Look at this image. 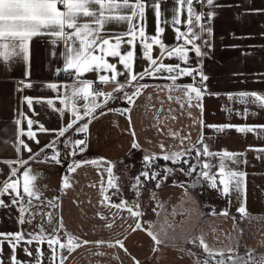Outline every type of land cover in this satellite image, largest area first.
I'll return each instance as SVG.
<instances>
[{
	"label": "crops",
	"instance_id": "1",
	"mask_svg": "<svg viewBox=\"0 0 264 264\" xmlns=\"http://www.w3.org/2000/svg\"><path fill=\"white\" fill-rule=\"evenodd\" d=\"M145 2L151 5L155 0ZM175 7L173 0H160L161 22L165 18L171 20ZM194 7L198 13L205 14L201 23L212 29L211 36L204 33L202 37L209 41L211 47L202 49L208 52L203 58L196 57L195 53L190 51L189 65L181 66L201 67L204 75L208 77L205 83L208 93L212 95H205L203 98L202 116L200 109L188 107L183 90L169 91L172 84L170 80L146 78L140 83L147 84V88L142 89L141 94L135 98L134 105L126 103L122 108L116 109L117 113L109 112L100 116L89 125L87 136L69 130L65 137L59 138L56 147L61 153V164L41 162L45 154L43 152L30 162L31 172L37 177L35 183L43 193L41 197L43 204L41 201H34L40 205L34 210L44 215L37 214L31 224L23 225V230L38 232L43 225L50 233L51 227L46 214L53 213V225L62 217L64 225L60 232L62 242L67 241L65 235L67 233L80 243V246L71 252L63 250L62 255L66 257L63 264H101L102 251L97 253V247H109L108 250H104L111 263L112 252H116L118 247L122 248L117 241L123 242L122 249H126L125 251L128 248L136 261L135 264L137 262L150 264L151 257L155 255L158 257L161 252L164 254L161 260L164 264H196V259H204L206 254L196 244L186 242L188 238L194 236H203L210 249L222 250L226 255L228 250L232 249L233 254L241 257L251 253L255 258H264V158L258 159L257 152L249 150L250 146L252 149L264 148V138H257L253 133H237L234 128L217 133L215 129L203 127L199 122L202 119L204 125H264V109L253 104H242L235 95L240 92L264 95V0H214L213 6L196 4L194 0ZM208 13H214L210 22ZM185 15H182V20ZM146 17V33L155 36L156 17L152 7L146 8ZM109 27L117 31L126 30L125 25L119 28L115 25ZM161 27L165 28L162 34L163 42L168 47L175 46L178 41L172 26L161 23ZM180 28L181 31L186 30L183 25ZM53 39L47 35L34 37L27 61L13 57L6 63L0 62V169L5 173L0 175V181L7 179L6 174L9 172L4 161L17 159L15 146L19 139H25L33 152L57 139L54 133L40 132L38 125H33V131L36 132L39 144L27 140V137L19 136L20 127L27 130L22 114L38 121L45 128L54 130L61 129L71 120L67 110L61 115L47 104L34 103L33 108L38 115H33L24 102L26 96L39 97L53 99L55 108L65 107L56 99L57 92L47 87L49 83L71 85L74 82L62 71L65 64L63 43L54 44ZM136 53L135 70L139 72L147 66V61L142 59L143 47L139 43L136 46ZM158 54L159 49L154 47L153 56ZM107 59L109 62H116V58ZM177 62L176 59L164 60L165 64ZM117 68L123 71L122 65L117 64ZM82 78L100 84L105 93L113 92L116 87L111 82L101 84L96 73H87ZM118 79L123 81L124 77ZM22 81L31 82L32 87H23ZM177 83L189 84L192 80L190 77H183ZM16 85H20V88L17 89ZM229 94H233V99L228 98ZM102 101L103 97H100L98 102ZM84 103L86 102L83 100L78 101L81 111ZM125 108L132 109L129 114L131 125L126 116L118 114L119 110ZM245 108L250 113L247 118H243ZM226 109H231V113ZM237 112L240 115H237ZM17 119L21 120L19 126L15 123ZM130 128L135 131L139 149L132 147L134 137ZM173 133L176 135L173 136ZM201 135L205 137V142L212 151L227 150L246 154L240 159L246 158L247 164L226 163L229 167L247 173L245 178L246 211L249 214L247 217L242 218L237 212L240 204L235 197L229 201L220 192L208 187L207 183L188 187L195 179V173L189 177L176 171L174 175H169L167 181L159 188L155 187V181H147L138 198L134 193L132 186L135 184V177L145 170L143 165L145 155H161V144L168 151H182L199 146ZM185 137L188 138L184 139ZM81 138L87 140L85 150L82 153L78 152L74 157L68 155L71 149L66 148L65 144ZM21 152L23 158L27 160L30 154L23 150ZM46 153L51 156L52 149H46ZM188 158L192 159L191 156ZM73 160L113 162L115 167L112 171L118 177L114 183L120 187L119 194L113 195L116 189L108 187L109 177L105 169L109 164L101 163L99 167L86 164L74 172H69ZM212 162L218 163L216 159ZM155 167L162 172L165 167L179 168V165L161 159L156 162ZM65 176L69 177L71 184L67 189L62 187ZM153 193L156 198H153ZM106 196L111 197V200H106ZM3 199L7 203L10 197L5 196ZM53 199H56L58 207L47 206V201ZM137 199L139 210L144 213L139 218H133L126 209L111 206L120 203L121 200L132 204ZM225 209L228 211L227 216L220 214ZM213 212L216 214L213 215ZM17 216L18 211L15 208H0V232H16ZM138 221L143 229H148L149 224L155 225L151 230L158 233V238L164 241L156 246L155 250L151 251L149 248L150 236L147 231L136 228ZM83 241L89 243L84 244ZM2 247L3 260L5 264H10V246L5 243ZM22 247L16 251L17 259L35 264L36 245L30 246L33 257L26 256ZM40 247L44 252L43 264H50L47 245ZM171 256L172 259L168 261ZM56 264H60L59 257Z\"/></svg>",
	"mask_w": 264,
	"mask_h": 264
},
{
	"label": "snow or ice",
	"instance_id": "2",
	"mask_svg": "<svg viewBox=\"0 0 264 264\" xmlns=\"http://www.w3.org/2000/svg\"><path fill=\"white\" fill-rule=\"evenodd\" d=\"M173 2L176 7L172 10L171 20L165 18L161 22L160 0H155V3L151 5L147 4L145 0H0V62L6 63L13 57H20L27 61L32 39L37 36H51L54 38V44L63 43L65 64L62 71L72 77L74 81L71 85H58L55 83L47 85L49 89L57 92L56 99L65 106L62 109L54 107L53 99L24 97V102L33 115H38L33 108L34 103L47 104L61 115L67 110L71 115V120L61 129L54 130L47 129L42 124H39L38 121L29 118L26 114H22L27 124V130L20 127L19 136L27 137V140L39 144V140L36 139V132L33 131V125H38L40 132L54 133L57 139H53L36 152H33V149L25 139H19L18 144L15 146L17 159L4 161L9 168V172L6 174L7 179L0 181V208L17 209L18 230L8 233L0 232V264H5L2 247L5 243L11 249L10 264H28V262H22L17 259L16 251L22 246L24 254L33 257V251L30 246L36 245L35 264H43L44 252L41 250V245H47V249L50 252V264H56L58 257L60 258V264H63L64 259H66L62 255L63 250L67 249L68 252H71L80 246L77 239L67 233H65L67 241L62 242L60 235V232L64 229L62 217L53 225V213L46 214L48 224L51 227L50 233L43 225L40 226L38 232H25L23 230V225L31 224L37 214L44 215L34 210L40 207L34 201H41V204H43L41 200L43 193L35 183L37 177L31 172L30 162L43 152L45 154L41 162L61 164V153L56 145L59 138L65 137L69 130L87 136L89 125L94 120L109 112L117 113L118 110L107 108L110 100L122 99L130 105H134L135 98L141 94L142 89L147 88V84L139 83L146 78L170 80L172 84L169 86V91L183 90L188 107L200 109L201 116L203 115V98L205 95H212V93H208L205 83L208 77L204 75L201 67L181 65H189L190 51L194 52L198 58L208 55V52L202 49H210L211 45L208 40L202 39V37L204 33L211 36L212 29L201 23L205 14L198 13L195 10L194 0H173ZM195 3L213 6L214 0H195ZM148 7L153 8L156 17L155 36H150L146 33V8ZM182 15H185L183 20L181 19ZM207 15L210 22L214 13H208ZM161 23L172 26L175 38L178 41L175 46L168 47L163 42L162 34L165 28L161 27ZM110 25H115L117 28L125 25L126 30L117 31L110 28ZM181 25L186 28L185 31H181ZM197 41H200V43L198 44ZM137 43L142 45V59L147 61V66L139 72L135 70ZM154 47L159 49V54L155 57L153 56ZM108 57L116 58V62H109ZM165 59H176L178 62L165 64ZM117 64L123 66V71L118 70ZM87 73H96L97 79L101 84L106 85L111 82L116 87L113 92L109 93L96 89L93 80L82 78ZM101 73H110V75ZM118 77H124V80L120 81ZM183 77H190L192 83L178 84L177 81ZM21 83L23 87H32L31 82L25 83L22 81ZM126 88H131L132 91H126ZM60 89L64 91L61 92ZM116 93L120 95L117 96ZM235 95L238 96L242 104H253L260 109H264V95L256 92H240ZM100 97H103L102 102H98ZM228 98L230 100L233 99V94H229ZM169 99H171V96H169ZM81 100L86 102L83 104V111L78 107V101ZM181 106L183 107V104ZM131 110V108H125L119 110L118 113L126 116L129 125H131V116L129 115ZM226 111L231 113L232 110L226 109ZM249 114L248 109L245 108L243 118H247ZM251 114L255 115L256 113ZM189 115L191 114L189 113ZM237 115H240V113L237 112ZM199 122L203 127L215 129L217 133L234 128L237 133H253L257 138H264V125H204L202 119ZM15 123L19 126L21 125V120L17 119ZM130 131L134 137L132 147L139 149L140 145L135 140V131L131 128ZM175 135L173 133V136ZM187 138L185 137L184 139ZM182 144L183 140L181 141ZM198 145L192 146L187 150L168 151L161 144V155H145L143 158L145 170L135 177V184L132 186L137 198L147 181H155V187L159 188L167 181L169 175H174L176 171H180L189 177L195 173V179L188 187L202 186L207 183L208 187L217 190L222 196L227 197L229 201L235 197L240 204L237 212L242 218L247 217L249 215L246 211L247 190L245 178L247 173L229 167L228 163H226L231 162L232 165L247 164L246 158L240 159V157H245L246 154L227 150L212 151L205 142L203 135H201ZM65 147L71 149L68 155L74 157L78 152L82 153L85 150L87 140L84 138L70 140L65 144ZM46 149H52L51 156L47 155ZM21 150L30 154L27 160L23 158ZM249 150L256 151L258 159L264 158V148L252 149L250 146ZM189 156L192 157L191 160L188 158ZM161 159L171 162L173 165H179V168L165 167L162 172L156 170V162ZM213 159H216L218 163H213ZM101 163L109 164V167L105 169L109 177L108 187L116 189L113 195L119 194L120 187L114 183L118 177L112 171L115 167L113 162L73 160L68 170L69 172H74L78 167L86 164H93L99 167ZM185 165H187V168H185ZM213 169H217V171H213ZM0 175H5L2 169H0ZM179 186L183 187V185ZM62 187L64 189L71 187L68 176L63 178ZM103 191L104 188L102 186V193ZM152 195L153 198H156L155 193ZM5 196L10 197L7 203L3 199ZM105 199L110 201L111 197L106 196ZM47 206L58 207L56 199L48 200ZM111 206L117 209H126L133 218H139L144 215L139 210L138 199L132 204H129L126 200H121L120 203ZM158 206L162 207V205ZM212 214L215 215L216 213L213 212ZM220 214L227 216L228 211L225 209ZM136 228L147 231L156 246L164 242L158 238V233L151 230L155 228V225L149 224L148 229H143L138 221ZM186 242L196 244L206 254L204 259L197 258L196 264H264V258H255L251 253H247L246 257H240L238 254H233L232 249L228 250L227 255L222 250L215 251L210 249L205 243L203 236L190 237ZM83 243L88 244L89 242L83 241ZM116 243L120 247H124L122 241H117ZM189 255L193 254L189 253Z\"/></svg>",
	"mask_w": 264,
	"mask_h": 264
},
{
	"label": "rangeland",
	"instance_id": "3",
	"mask_svg": "<svg viewBox=\"0 0 264 264\" xmlns=\"http://www.w3.org/2000/svg\"><path fill=\"white\" fill-rule=\"evenodd\" d=\"M185 167H187V166H185ZM136 220H135V222H136ZM108 248L109 247H97L96 248L97 253L102 251V255H100V257L102 258L100 261L101 264H135L134 262H136V261H134L132 255H130L128 248H127V251H125V249H122L119 247L117 248L116 252H112V259H110V261H111V263H110L108 260V254H106L105 250H104V249L108 250ZM144 248H145V246H144ZM149 248L151 249V251L156 249V245H155V243L151 237L149 240ZM112 249H113V247H112ZM168 249H170V247ZM163 256H164V254L161 252L158 257H157V255H155L154 257H151V263L150 264H158V263L164 264L163 261H161V260H163L162 259ZM172 257L173 256L169 257L168 261H170L172 259Z\"/></svg>",
	"mask_w": 264,
	"mask_h": 264
},
{
	"label": "built area",
	"instance_id": "4",
	"mask_svg": "<svg viewBox=\"0 0 264 264\" xmlns=\"http://www.w3.org/2000/svg\"><path fill=\"white\" fill-rule=\"evenodd\" d=\"M196 8V7H194ZM63 75H59V77H61ZM68 79H72V77L66 75ZM140 83V82H139ZM94 87L96 89H99V90H102V86L100 84H97V83H94ZM16 88L19 89L20 88V85H16ZM126 91L128 92H131L132 89L131 88H126L125 89ZM117 96H119L120 94L119 93H116ZM127 102L122 100V99H116V100H110L107 104V108H110V109H119V108H122L123 106H125Z\"/></svg>",
	"mask_w": 264,
	"mask_h": 264
}]
</instances>
